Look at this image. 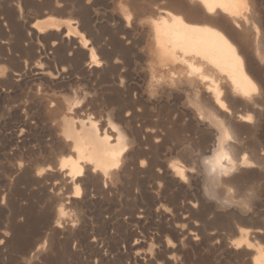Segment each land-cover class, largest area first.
<instances>
[{
  "label": "rangeland",
  "instance_id": "1",
  "mask_svg": "<svg viewBox=\"0 0 264 264\" xmlns=\"http://www.w3.org/2000/svg\"><path fill=\"white\" fill-rule=\"evenodd\" d=\"M186 1L0 0V264H264V0H244L254 32L212 25L248 95L157 57L161 12L207 25ZM81 122L126 158L74 183Z\"/></svg>",
  "mask_w": 264,
  "mask_h": 264
},
{
  "label": "bare ground",
  "instance_id": "2",
  "mask_svg": "<svg viewBox=\"0 0 264 264\" xmlns=\"http://www.w3.org/2000/svg\"><path fill=\"white\" fill-rule=\"evenodd\" d=\"M188 1H191L195 5L198 4L204 12L203 18L200 19L198 14H194V16L190 17V20L197 21L198 23L203 22L207 25H191L192 23L189 24L190 22H186L182 15H175V13L173 14L167 10L161 12L158 21L153 22V43L157 57L160 60L171 62L177 60V54L181 53L183 55V60H187L192 68L195 67L196 62L198 61L199 63L201 62L200 65L205 64L209 67H213L222 74H228L232 79V82L238 87L241 94L248 95L254 91L255 86L249 79L248 75L244 72L243 63L236 56L234 46L228 41L224 33L222 34L220 30H217L212 26L221 25L217 20V17L221 16L226 18L227 21L229 20V22L226 23L231 22L236 30H239L237 28H241L242 30V28L246 27L247 29H243L245 33L248 30H252L253 28L248 24L251 23L250 25H252V22H249L251 21L252 16L247 17V15H245L244 0ZM135 2L136 1H134V3ZM192 3L191 5H193ZM249 17L250 20L248 21ZM255 18L256 17H254V19ZM254 19L253 21L255 22L257 19ZM254 27L256 29V25ZM255 31L257 32V29ZM259 37L261 38L256 37V44L264 49V37H262V35ZM200 65L197 64L196 68ZM190 66H188V68H190ZM193 70L195 71V69ZM86 125L81 122L80 131L76 128H68V133L74 136V142L73 148L67 150L70 157L68 156L69 158L66 160L63 159L62 166L67 169L68 173H64L66 174V177L71 178L73 182L76 177H81L84 171H90L92 168L95 172L97 169H102L103 171L108 172V174H113V166L122 164L126 158L125 152L121 147L125 145V141L122 137L118 136L116 142L117 145H112L110 141L101 136L103 133L100 134L95 129L87 128ZM80 192L79 186H76L75 184L73 197H77ZM62 212V209L59 210L58 216H60Z\"/></svg>",
  "mask_w": 264,
  "mask_h": 264
}]
</instances>
